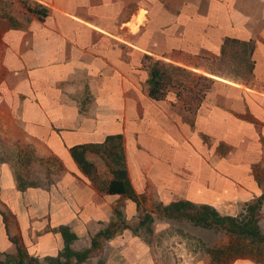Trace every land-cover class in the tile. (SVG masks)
<instances>
[{
    "label": "crops",
    "instance_id": "1",
    "mask_svg": "<svg viewBox=\"0 0 264 264\" xmlns=\"http://www.w3.org/2000/svg\"><path fill=\"white\" fill-rule=\"evenodd\" d=\"M30 2L39 12L6 8L0 16V127L10 148L8 214L0 217L4 254L15 255L16 246L27 255L53 254L63 245L60 227L75 235L69 248L81 251L115 221L125 200L119 204L122 195L106 193L112 175L102 150L112 145L138 200L160 202L165 195L167 202L215 211L226 202L236 207L237 192L246 188L256 197L264 194V164H251L239 176L224 174L219 144L225 138L203 141L198 131L221 130L229 143L246 146L244 153L264 162V0ZM183 17L197 26L187 30L182 24L175 32H194L196 40L174 44V20ZM151 58L191 66L196 87L179 90L186 101L148 97L140 75ZM205 79L211 88H200ZM142 101L149 105L148 119ZM174 124L185 133L173 135ZM80 145L96 178L71 156L70 148ZM230 187L234 192L225 195L222 188ZM35 193L52 215L30 216ZM38 220L36 244H23L27 226ZM77 241L82 247L71 248ZM224 264L259 263L239 256Z\"/></svg>",
    "mask_w": 264,
    "mask_h": 264
},
{
    "label": "rangeland",
    "instance_id": "2",
    "mask_svg": "<svg viewBox=\"0 0 264 264\" xmlns=\"http://www.w3.org/2000/svg\"><path fill=\"white\" fill-rule=\"evenodd\" d=\"M6 8H8V13L12 11L15 14H20L22 9L27 13L39 12L36 4H32L30 0H0V16H6ZM188 11L191 12L192 10ZM180 21L182 22L174 20V44L185 45L194 42L196 40L193 38L194 35L192 33L194 32L180 35L175 32V27L180 28L183 24L185 29L191 30L197 26L196 21L186 17H183ZM144 38H146V35L142 34V39ZM190 59L186 58L183 60ZM156 60L158 59L151 58L146 61V68L142 69L140 75L142 88H149V69L152 68L156 72L155 79L158 80L157 83L159 84L158 93L166 94V98L170 101H186L187 98H184L179 90L181 88L185 90L186 86L189 89L196 87L195 79L191 80L189 75L193 71L191 66L171 64L178 68L175 70L166 66V62ZM117 67L121 68V66ZM202 67L214 70V67L211 65H203ZM198 83L202 89L211 88V82L206 79L199 80ZM129 85L130 81L126 78V90ZM174 92H178L179 96L177 98L174 97ZM164 100L157 101L163 102ZM148 112L149 105L142 101V114H145L144 119H148ZM179 114V112H176L172 115L174 118H178L177 115ZM158 115L157 112L153 111V117ZM166 127H170V125L167 124ZM198 131L206 137H203V141H206L207 137H214L215 143H217L222 137L225 138V143L219 144L222 173L229 176H239L241 170H244L251 164H264V162L254 161L253 157L257 155L244 153L243 151L246 146L229 143L228 137L221 130L220 132L219 130L203 129H199ZM172 133L173 135H182L185 133V128L181 124H174L172 126ZM5 134L7 133L0 127V191L3 190L5 193V208L4 210H0L2 220L7 219L4 215L8 214V160L5 157H8L10 148L7 143L8 139H4ZM248 148L252 151L258 149L259 146H248ZM102 151L106 154L105 164L110 168L117 167L114 164L113 148L110 146L108 149L105 148ZM202 154H204L203 151ZM216 159L215 157V161ZM38 171L34 169V172ZM90 173L93 175V178L97 177L93 168H90ZM239 179H241V176ZM246 189V192H237L238 200L236 207L231 202H226L222 208L215 210V212L218 217L231 218L237 223L250 222L257 229L256 236L241 234L236 230H232L227 223H213L205 226L193 222L187 217V214L191 213L189 206L198 207V205H191L186 202L187 207L184 208L182 206L180 211L171 212L167 209V206L174 201L167 202V196L165 195L162 196L163 199L160 202H152L150 201L151 199H148V202L145 200L146 198H139L136 204L122 195L118 197L116 202L121 204L124 199L125 202L123 204H125V208L116 214L114 222H110L102 229H106L107 237L104 235L98 237V244L92 248L93 250H97L93 254L91 253L90 256L87 255L86 260L84 259L85 261L76 262L73 257L64 258L60 254L62 248L56 251L52 250L53 254L50 255H27L24 250L16 246L15 255L4 254L0 247V255L2 256L0 264H15L18 258L17 250L21 253L23 264H56V259L62 264H224L231 258L239 256L252 257L259 264H264V194L256 197L255 193L250 191L253 188ZM229 191L233 193L234 188H222V192L225 195H229L227 193ZM36 195L35 193L34 196L36 197ZM127 201L130 203H126ZM35 204L36 209L34 210L33 205ZM39 204L41 203L38 201L37 196L33 205L31 204L30 216L34 215L33 211L40 218L43 215H52V211L50 209L49 212L50 207L47 204H45V208H40ZM250 206L254 207L249 209ZM40 227V220L37 223L28 225L23 238V244L35 245L36 239L32 235L36 233L39 235L40 232L38 230ZM80 247H82V241L75 242L71 248L76 249ZM151 247L153 252L151 251ZM153 253H156V257L152 255Z\"/></svg>",
    "mask_w": 264,
    "mask_h": 264
},
{
    "label": "trees",
    "instance_id": "3",
    "mask_svg": "<svg viewBox=\"0 0 264 264\" xmlns=\"http://www.w3.org/2000/svg\"><path fill=\"white\" fill-rule=\"evenodd\" d=\"M149 60V59H148ZM159 61V60H156ZM146 66V64H144ZM166 66L173 68V69H178L177 67L171 65L170 63H167ZM149 74H150V85L149 88L147 89V95L148 97L155 99V100H164L166 98V94L163 93H158L157 89L159 88V84L157 83V79H155L156 72L152 68L149 69ZM188 88V86H186ZM174 97L177 98L179 96L178 92L173 93ZM113 149L114 147L116 148V145H112ZM71 149V156L73 160L76 162L78 167L86 173H90V168H92L91 164H89L83 157V153L85 150V147L80 145L77 147H72ZM114 164L117 165V167L111 168L110 173L112 175L111 179L108 181V185L106 188V193L108 194H119L123 195L129 200L137 203V198L134 195L132 188L128 182V179L126 177V172L122 168V160L120 154H117V152H114ZM260 197V196H259ZM182 206L185 208L188 205L186 202L183 201H174L169 203L167 206V209L171 212H178L181 210ZM254 206H250L249 209H252ZM191 208V213L187 214V217L190 218L193 222L195 223H200L202 225H210L213 223L216 224H224L227 223L229 227L232 230H236L237 232L241 234H248V235H257V229L255 226H253L250 222L246 223H237L234 219L231 218H222L218 217L216 212L213 209H210L206 206H198V207H190ZM59 233L62 237L63 245H62V250L60 254L64 258H70L73 257L76 262L83 261L86 256L89 254L92 248L96 246V241L95 239L101 235H104L107 237V232L105 230H100L96 233L93 234L91 241H90V246L88 248H85L81 251H73L69 248V242L75 239V235L73 233L68 232V230L64 227L59 228ZM17 260L15 264H23L22 261V256L19 250H17ZM50 263V262H49ZM56 264H62L59 262V260L56 259L55 261Z\"/></svg>",
    "mask_w": 264,
    "mask_h": 264
}]
</instances>
